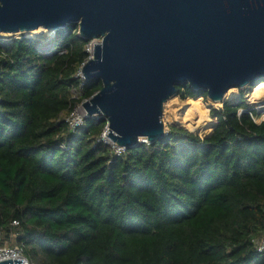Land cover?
<instances>
[{
    "label": "trees",
    "instance_id": "trees-1",
    "mask_svg": "<svg viewBox=\"0 0 264 264\" xmlns=\"http://www.w3.org/2000/svg\"><path fill=\"white\" fill-rule=\"evenodd\" d=\"M78 32L57 31L47 52L0 41L3 241L32 264H264V122L247 99L264 78L211 110L210 137L172 126L117 155L101 142L107 120L67 122L103 88L79 77L92 42ZM178 92L211 108L205 92Z\"/></svg>",
    "mask_w": 264,
    "mask_h": 264
},
{
    "label": "water",
    "instance_id": "water-1",
    "mask_svg": "<svg viewBox=\"0 0 264 264\" xmlns=\"http://www.w3.org/2000/svg\"><path fill=\"white\" fill-rule=\"evenodd\" d=\"M75 24L100 40L81 73L103 88L83 108L126 151L165 140L164 107L178 87L225 105L230 90L264 78V0H0L4 36L43 27L55 39Z\"/></svg>",
    "mask_w": 264,
    "mask_h": 264
},
{
    "label": "rangeland",
    "instance_id": "rangeland-1",
    "mask_svg": "<svg viewBox=\"0 0 264 264\" xmlns=\"http://www.w3.org/2000/svg\"><path fill=\"white\" fill-rule=\"evenodd\" d=\"M25 36L27 38H30V39H33L35 42L38 43V46L39 48H42L44 51H48L51 49L52 45H53V40H54V36L51 37L49 40L47 41H41V40H38L37 38H34L33 36H31L29 33H24V34H17V35H5V36H0V38L2 39H7L6 41L8 40H11V38H14V39H20L22 38V36ZM100 40H96L92 43L91 47L88 49H92L93 47V44L95 43H99ZM232 92H230V94L233 96V98L231 100H227L228 103L230 104H234V102H237L242 94V89H236L234 88L233 90H230ZM248 99V103L250 105H254L256 106V109L258 110V112L261 114V118L260 119H257V123L258 124H261L262 122H264V103H260L258 101H256L255 99V92L253 94V91H252V94L250 96L247 97ZM191 101L190 100H181L179 96H176L174 98H172L171 100H169V102L165 105L164 107V115H163V122L165 124V127H166V131L169 132L170 128L172 126H178L180 128L184 127L186 128L188 131H190V129L182 124V121H181V117H182V114H183V109L190 103ZM205 104H209L211 109L210 111H208L207 109V116L208 118H211L210 117V112L211 110L213 109H221L224 107V102L222 103H217V104H213L211 102V100H208L207 103ZM78 112L80 113V116H83V112H85L84 109L81 110V108H79ZM212 121L214 122V126L209 130V133L211 132V130L214 129V127L216 126L217 122L215 120L212 119ZM192 133V131H190ZM203 137V136H202ZM205 138V137H204Z\"/></svg>",
    "mask_w": 264,
    "mask_h": 264
},
{
    "label": "bare ground",
    "instance_id": "bare-ground-1",
    "mask_svg": "<svg viewBox=\"0 0 264 264\" xmlns=\"http://www.w3.org/2000/svg\"><path fill=\"white\" fill-rule=\"evenodd\" d=\"M31 36L41 41H47L54 36L53 32L41 27L39 30L29 32ZM229 91L225 100H231L233 96ZM255 99L260 103H264V86L259 87L255 91ZM211 108H209L210 111ZM207 110L199 102H190L184 109L182 114V124L186 125L190 131L196 135L207 137L210 136L209 130L215 125L212 119L206 116Z\"/></svg>",
    "mask_w": 264,
    "mask_h": 264
},
{
    "label": "built area",
    "instance_id": "built-area-1",
    "mask_svg": "<svg viewBox=\"0 0 264 264\" xmlns=\"http://www.w3.org/2000/svg\"><path fill=\"white\" fill-rule=\"evenodd\" d=\"M0 36L3 37L4 35L0 34ZM6 40L7 39L4 40V39L0 38L1 42H5ZM92 49H93V47H92ZM92 49L88 50L91 57H92ZM79 77H81L84 80L81 71L79 73ZM84 103L80 107H78L76 109V111L69 118H67V122L70 124V127L72 130H77L78 127L83 126L85 123L84 120L88 118L86 113L83 112V116H80V113L78 112L79 108H81V110L84 109L83 108ZM96 117L101 118L99 116H96ZM255 120L257 122V119H255ZM108 128L109 127L107 126V128L105 129V131L101 137L102 138L101 142H104L106 145L110 146L115 154L122 155L123 153L126 152V150L118 147L114 142H112L109 138H107L108 133H109ZM141 144L150 145V142L147 139H142ZM18 225H19L18 222L13 223V226H18ZM257 246H258L259 253L264 255V237L262 238V240L257 242ZM11 259L12 260H22L24 264H32L25 257L22 248L9 246L8 243L3 241V232L0 230V262L6 261V260H11Z\"/></svg>",
    "mask_w": 264,
    "mask_h": 264
}]
</instances>
